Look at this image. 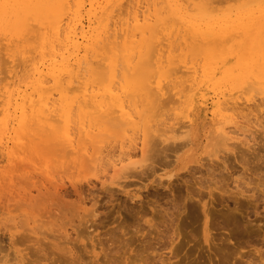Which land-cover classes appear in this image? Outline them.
Listing matches in <instances>:
<instances>
[{
	"label": "bare ground",
	"instance_id": "1",
	"mask_svg": "<svg viewBox=\"0 0 264 264\" xmlns=\"http://www.w3.org/2000/svg\"><path fill=\"white\" fill-rule=\"evenodd\" d=\"M263 108L264 0H0V156L7 161L4 168L12 169L6 172L7 179L3 183L1 179L5 170L1 167L0 192L3 194L15 188L17 195L13 193V199L19 196L23 201H32L53 190L44 183V186H38L46 192L37 187L40 196L38 192V195H34L27 184L36 186L37 182H32L33 178L30 177L20 183L22 187L14 184L13 170L20 171L25 166L18 165V162L27 160L30 154L43 156L40 154L41 148H50L57 160L43 171L61 166L69 168L65 170L71 169L72 177L74 168L79 171L75 174L78 177L89 165L95 173H99L107 164L110 166L106 167H113L117 173L128 170L134 161L137 163L135 150L140 145L143 156H146L145 147L154 145L151 148L153 155L147 158L150 163L146 161V166L139 164L144 169L140 175L142 173L150 178L161 170L169 178L166 186L173 187L172 178L184 180L189 173L181 175L176 168L168 169L176 166L190 170L187 164L193 161L192 156L199 145L200 125H208L209 129L203 136L223 140L224 148L221 150L233 154V159L242 166L240 169L246 179L250 180L245 182L243 179L248 186L246 188L241 187L243 181L237 178L235 185L229 183L233 188L229 184L227 186L226 174H235L229 172V164L232 166L233 161L227 154L221 157L217 153L210 154V157L220 160L222 166H203L208 172L211 169L209 173L214 175L213 178L196 177L198 181L193 180L199 186L197 192L202 194L201 189L207 190L205 194H200L199 202H202L205 218L203 240L210 245L215 238L210 232L206 196L211 197L214 189L222 194L232 189L230 195L249 199L256 208L259 202L264 201V173L261 170L264 166V142L261 145L257 141L252 143L254 133L250 129L263 123ZM110 125L120 131L119 140L115 139L117 142L112 145L111 139V143L103 139L100 140L103 145H98L97 137L111 133ZM176 135L182 137L183 141L177 143L176 140L175 145L169 142L168 146L162 145V148V143H167ZM156 137L160 139H154ZM231 140L233 143H230ZM237 140L240 142L238 144L247 146L246 149L237 146L238 149H235ZM115 148L119 153L116 154ZM166 150H171V154L160 157ZM169 156L173 159L165 161ZM211 158L210 161L208 156L201 160L208 159L213 163ZM198 163L203 165L202 162ZM216 163L219 164L217 160ZM120 164L121 168L118 166ZM108 168L102 170L103 176ZM196 168L192 167L194 170ZM134 172L126 171L124 177H129L126 176L129 173L135 176ZM241 176L240 179L243 178ZM228 177L230 179L232 176ZM207 178L209 180L205 181ZM69 179L72 189L75 188L74 193L75 190L79 192L81 188L75 187L76 184ZM158 180L157 187L165 185L162 177L160 180L163 183ZM189 181L192 185V180ZM57 185L61 187L64 183L52 185L56 189L53 191L59 195ZM154 190V195L151 194L157 196L158 190ZM69 191L61 192L60 197L65 198L71 193ZM79 195L83 196L81 193ZM152 203L157 202L148 199L145 205L152 206ZM137 204H124L126 208L123 207L131 217L137 218L134 224L126 226L125 219L106 233L113 238L119 235V231L123 246H126L125 242L135 240V237L141 241L135 240L141 247L136 249L135 260L125 264H173L172 258L182 250L181 242L175 243L180 231H176V228L163 229V220L157 221L154 215L145 213L144 203ZM97 208L93 209L92 215L95 217L99 216L100 210ZM262 209V212L255 211L256 215H262L258 220H264V206ZM261 220L259 224H249V232L248 227L245 230L254 249L253 254L250 252L245 256L241 253L244 247L242 241L238 240L243 234L237 227V220L230 215L224 217L225 229H232L230 240L239 241H236L238 244L231 253H227L239 257L235 264H264V223ZM116 221L117 218H114L112 223ZM106 224H109V220ZM94 225L99 224L96 222ZM254 226L257 228H252ZM86 227L92 245L84 244L85 249L91 247L90 251L84 252L92 255L89 260H84L80 253L76 257V264H97L101 258L103 262L98 264H112V242L110 245L102 239L95 242L96 238L101 237L94 235L100 225L93 229L91 223ZM91 228L93 230L90 231ZM153 232L156 235L150 239ZM129 234L131 236L127 238ZM110 236L109 239H112ZM214 246L223 264H229V256L223 254L217 243ZM39 250L32 252L38 251L37 255ZM166 250L170 257L165 254ZM71 251L69 253L72 254ZM34 252L29 254L28 263H41L42 257H34ZM4 257L1 262L14 260L8 255ZM18 257L16 254L17 264H23Z\"/></svg>",
	"mask_w": 264,
	"mask_h": 264
},
{
	"label": "rangeland",
	"instance_id": "2",
	"mask_svg": "<svg viewBox=\"0 0 264 264\" xmlns=\"http://www.w3.org/2000/svg\"><path fill=\"white\" fill-rule=\"evenodd\" d=\"M263 111H264V108H263ZM261 121H263V123H264V117L261 118ZM244 122H243V124H246ZM263 123H260V125L258 127L256 125L255 126L253 125L255 128L254 127L253 128L247 127V128H250L251 130H253V133H254L253 139H252L254 141H252V143L257 141L256 143H258V144L260 143V145H261V143L264 142L263 141L264 140L263 139V137H264V126H263L264 124ZM114 126H116V125H114ZM176 127H178V126H176ZM110 129H112L111 133L109 132V134L107 133V135L106 134L105 135L104 134L99 135L97 137L98 139L96 138L99 143H100V140L104 139V142L105 141L107 142V140H108L107 143H111V141H112V145H113L114 144L113 142L116 143L119 140V138H120L119 132L120 131H118V128L117 127L112 128V126L110 125ZM208 129H209L208 125H205V126L200 125L201 139H199V141H198L199 145L196 148L195 154L192 156L193 161L188 162V164H187V166L190 168V170L179 169V167H176V166L175 167L170 166V168L168 169V170H173L174 168H176L177 173H179L181 175H183L182 173H184V175H187L189 173L187 176L188 179H186L187 177H185V179H184L186 181H184L181 178H177V177L172 178L171 180H174L173 182L175 185L173 187L166 186V185H168L169 178L161 170H158L160 172H157L156 175H153L152 177L150 176V178H149V176L146 177L145 175H142V173H141L142 176L140 175V172L144 169L139 164H144L146 166L147 163H150V159H147V158L149 156L151 157V154L153 155L154 150L152 151V149H153L152 147H154V145H150V147H148V146L145 147L146 156L142 155V151L139 148L141 145L137 148L138 150L136 149L138 152L135 150L136 153L135 152L134 153H135V156H137V157H135V156L134 157L136 158L137 163H135V161L133 160L134 164L129 165L130 167L127 166L130 169H128L126 167L128 170H126V169L125 170L130 172V173H131V171H133V172L135 170H138V171L134 172V174H136L135 176H131L130 173L129 174L127 173L128 175H126V176H129V177H124V175L126 173V171L124 169L122 171L118 170L120 172L117 173V171L114 172V170L112 169L113 167H109L110 169L108 167H106V166H110L108 164L104 166L105 169L108 168L107 169L108 171L105 172V176H103V174H102L103 173L102 170L104 169V167L102 170H100L99 173H97V172L95 173V170L92 169L90 165L88 166V168L84 172L81 171L80 174L81 173L82 174L81 175L78 174L77 175L78 177H76L75 174H77V172H79V171H77L74 168H73L74 174L72 175V177H71V174H72L71 169H70V171L65 170V169H69V168H64L61 166L52 167V169H51L52 173H51V171L46 172L43 170L48 165H51V164H54L57 162V160H55V156L51 152L50 148H41L40 154L41 155L43 154V156H41V157L37 156L36 154H30L28 156L27 160L18 162L19 163L18 165H20V166L25 165V166H23L24 168L21 169L20 171L15 172V170H13L14 173L12 172L13 178H14V184H17L16 187H18L19 186L18 184L23 182L28 177L33 178L32 182H34V181L37 182L36 186L30 185V183L27 184V188H29L33 192L34 195L39 194V192L37 190L42 189L43 187L41 188L40 186H44V183L51 190L52 189L56 190L52 186L55 183L60 184V185H62L64 183V185L61 187L59 185H57V188H58L57 191H60L59 195H56L55 191H53V190L50 191L47 195H42L46 192V190H43L44 189L43 188L42 191H45V192L44 193L42 192V194H41L42 196H40V194H39L38 196H40V197L37 198L38 196H35L37 199L36 200L33 199L32 201L30 199L23 201V200H21V198L19 196L13 199L12 194L14 193L15 195H17L15 188H13L12 191H10V192H8V191H6L5 193L2 192L3 194H1V192H0V264H17L18 259L15 258L16 254L19 255L18 258L20 259L21 262H23V264H26V263L29 264L27 261V258L30 257L29 254L30 255L33 254L34 251L32 252V250H35V249H37V250L40 249L39 254L36 255V253H38V251L34 252L35 256L32 255L31 257L32 258H34L36 256H37L36 258L42 257V262L39 264H74V262L76 261V257H78V255L80 256V253H81V256L84 257V260L85 259L89 260L90 259L89 257L92 254L90 252L88 254L87 252H88L89 248H91V247H87V249H85L84 244L89 245V246L92 245L90 238H88L89 231L86 230L87 229L86 226L90 225L91 223L93 225V229H94V227L96 228V226L100 225V228L96 229L97 231L94 233V235L99 234V235H101V237L96 238L95 242L96 241L98 242L99 239H102V241H105V244H109L110 242H112V246H110L113 248V255H112L113 259L111 261L112 264L129 263V260L130 261L135 260L134 254L136 252V249L140 247V246H138L139 242H137L135 240H139V239L135 237V240L131 239L134 242H132L131 240H129V242L131 241L132 243L131 242L130 243L125 242L124 244H126V246L129 244L128 245L129 250H128L127 249L128 246L127 247L123 246V241L121 240V236H120L121 233H119V231H117L119 235L116 234L117 236L113 237V238L109 234H107L106 231L111 229V228L118 226V223L124 222L125 219L127 221V223L125 221L126 226L134 224L136 222L137 218L135 216H133V214H132L133 212L131 213L133 217H131V215H129L130 213L128 212V210H126L127 214H126V211H124L125 210L124 208H126L124 204L132 205L134 203L135 204L138 203L137 205L144 203L143 211L145 213H147L149 216L154 215V218L157 221L163 220L164 224H165L163 229L167 228V230H169V229L171 230V229L176 228V231H177V229L180 231V236L175 241V243L181 242V246H182L181 249L182 250L180 249L181 251H180V253L178 252L179 255L177 257L172 258L171 261L173 262V264H223L222 257H221V255H219L217 253V248L214 246V243H217V245L219 247H221V250H222L224 255L229 256V264L237 263V261H239V260H237V258H239V257H237V255L235 256V254L234 255H232V254L228 255L227 253H231V250L234 248L235 245L238 244L237 242H239L240 240L243 242L242 243L240 241L241 244L244 246V247L242 246L243 247L242 251H241L242 254H244L246 256L247 254L249 255L250 252L252 253L254 251L253 247H251L253 245L250 243V241H251V240H249L250 237L245 230L248 227V232L250 231L251 228L249 227V224H254V225H256L257 223L259 224V220H261L262 218L259 220H258V218H260L262 215H256L255 211L257 210V211L262 212V210H263L262 208L264 206L263 205L264 201L259 202V207L256 208L255 203H253L249 199H246L244 197H236L232 194L230 195V193L232 192V189H229L231 191L229 192V190H228V192L226 194H222V193H220L219 190L214 189L213 195L211 197L206 196V200L208 203L207 207H208V211H209L210 224H211L210 225V232L212 233L211 236H213L215 238V241H214V243H210V245H208L207 243L204 242V240H203V227H204L205 218H204V214H203V210H202V202H199V198H201V196H200L201 193L197 192L199 186L196 185V182L198 181L197 178H200V177L206 178L208 176L209 178L210 177L213 178L214 175H212V173L211 174L209 173L211 171V169L210 168H209L210 170L208 169L209 172L207 171V169L205 170V167L208 164L210 165V167H211V164L212 165L214 164V167H217L215 165H221L222 166V164H221L220 160H218L215 157H212L214 160L213 163L208 162V159H205V160H201V159L202 158L204 159L205 157L207 158V156H208L209 161H210V158H211L210 154L213 155V154L217 153L221 157H225L227 154V156H229L231 158V162L233 161L231 163V165L232 166L235 165L232 168V166H230V164H229V167H230L229 172H231V173L233 172V174L234 173L235 174L234 175H230L229 173L226 174V171H224L226 176H225L224 172H223V175L225 177H227L225 179H228V180H225L226 182L224 181L225 184H227V186H228L229 183L231 185L234 183V185H235L236 183L234 181L236 178L238 180H242V181L245 178L244 179L245 182L248 180V179H246L247 177H245V175L243 174V171H241V169H240L242 166L233 159V157H234L233 154L231 152H228V151L223 152L224 150H221L224 148L223 140L206 139L205 136H203V134L206 133L208 131ZM119 130H120V128H119ZM115 133H117V134H115ZM112 134H114L115 136L117 135V138L115 136H113ZM261 137H262V140H260ZM112 138H113V140L116 139L117 141L116 140L113 141ZM158 138L156 137L154 139H158ZM161 138H164V137H161ZM110 139H111V141L109 142ZM167 140H169V139H167ZM172 141H173V143H172ZM175 141L177 143L182 142L183 138L177 137V135H176V137L167 141V143L166 142L162 143L161 146L162 145L164 146L166 144H167L166 146H168L169 144L175 145V143H176ZM98 142H97L98 145H103L101 143L99 144ZM158 142H160V141H158ZM169 142H171V143H169ZM236 142H237V144H234L235 149H238L240 147L242 149H246L247 146H243L242 144L241 145L238 144V143H240L238 140L235 141V143ZM230 143H233V140H231ZM258 144L256 145V147L259 146ZM262 145H264V143H262ZM163 146H162V148H163ZM235 146H237L238 148ZM115 149H116L115 150L116 154L119 153L118 148H115ZM151 151H152V153H151ZM167 154H171V150H166L165 153H161L160 157L163 155L165 156ZM154 156H155V154H154ZM1 158H2V160H1ZM117 158L118 157H115V159H117ZM45 159H47V160H45ZM144 159H145V161H144ZM165 159H167L165 161H169L170 159H173V158L170 157V158H165ZM197 159H199V160H197ZM0 160H1L0 161V170L2 172H3L2 168L5 170V172L2 173V175L5 178L3 177L1 179V181H3V183H5L4 181L7 179V177H6L7 173H9V171L12 169H10V167L7 168L8 170L5 169L4 164L5 163L7 164V161L3 160V157H1V156H0ZM216 160L219 162V164L216 163ZM146 161H147V163H146ZM198 162H202L203 165L201 166ZM156 163L161 164V162H156ZM156 163H155V165L158 166ZM144 165H143V167L146 170V167ZM194 165H196L197 168ZM118 166L121 168V164ZM137 166H139V168ZM191 166L194 167V169L196 168V170L192 169ZM198 166H199V168H198ZM203 166H205V167H203ZM263 168H264V166L261 168L262 174L264 173ZM200 169H201V171H200ZM237 170H238L239 174L237 173ZM96 171H99V170H96ZM147 172H149V171L147 170ZM191 172L192 173L195 172V174H192ZM49 173H51L54 178L51 176V174L49 175ZM106 173H107V175H106ZM161 174L162 175L164 174V175L161 176ZM240 174L241 175L243 174L242 179H240V176H241ZM149 175H151V174H149ZM159 175H160V179L162 177V181L165 183V185L162 184V185H159V187H157L156 181L158 180ZM194 175H196V176H194ZM236 175H238V176H236ZM73 176H75V177H73ZM218 176H221V175H218ZM228 176H230V177L235 176V178L231 177L229 179ZM155 177H157L156 181H155ZM47 178L50 180H47ZM69 178H71L72 181L74 182V184H76L75 187L81 188L79 190V192H77L75 190V193H74L73 190L75 188L72 189L73 186H71L72 184H71ZM209 178L205 179V181L209 180ZM160 179L158 180V182L161 181ZM189 179L192 180V185L189 183L190 182ZM231 179H234V180H231ZM193 180H195L196 182L194 183ZM49 181H50V183H49ZM242 181H240V183ZM249 181L250 180H248L247 182H249ZM255 181H257V180H255ZM207 183H210V182H207ZM243 183H244V181L241 183V187L243 185V186H245L243 188H246L247 185H245V183L244 184ZM24 184H25V182L22 185H24ZM211 184H213V183H211ZM230 184H229L230 188H233L232 187L233 185L231 186ZM38 185H40V186H38ZM187 185L189 187L188 190H190V191L187 190ZM251 185H252V182H251ZM253 185H254V182H253ZM20 187H22L21 184H20ZM37 187H38V189H37ZM155 188L158 190V193H159V194L157 193L158 194L157 196H153L154 195L153 191H156V190H154ZM67 189L70 190L69 193L70 192L71 193L69 195L67 194V196L65 198H63V196L60 197L62 195L61 192L63 193ZM201 190H203L201 192H203L204 194L207 192L206 189H201ZM234 190L236 191V189H233V191ZM37 192H38V194H37ZM196 192L198 193L197 195H196ZM80 193L83 196L79 195ZM190 195L193 197L192 198L189 197ZM150 196H151V198H150ZM148 199L151 202L156 201L157 203L156 204L152 203V206H148L147 204L145 205V203H146V201H148ZM49 200H51V201H49ZM140 200L143 203L139 202ZM144 200H146V201L144 202ZM49 204H52V205H49ZM94 208H95V210H96V208L100 210L98 213H99V216L102 218H100L98 216L99 219H97L98 218L97 216H96L97 217L96 218L94 215H92V214H94V211H95V210H93ZM54 210H56V211H54ZM92 210H93V212L91 213ZM158 210L163 211V213L161 212L163 214V216L160 215L161 213H157ZM165 212H166V215H165ZM90 213H91L92 217H90ZM126 215H128V216H126ZM226 215H230L231 217H233V219L237 220V227L243 234V237L241 239H238L239 241L237 239L230 240V232L232 229H230V227H227L225 229V226L223 225L224 224V217ZM93 216L95 218H93ZM35 218L39 219V221L37 220L38 221L37 222ZM103 218L104 219L106 218V220H104ZM114 218H117V221L115 223H112ZM34 219H35V223H34ZM256 219H257V221H256ZM88 220H89V222H88ZM92 220L94 221V223ZM98 220H103L104 222L99 221L100 222L99 223ZM108 220H109V224H106L108 222ZM90 221H92V222L90 223ZM96 222L99 225L95 226L94 224H96ZM262 223H264V220L262 221ZM103 225H106V227L104 226L105 228H103ZM263 227H264V225H263ZM33 228H35L36 230ZM252 228H257V226H254ZM93 229L91 228L90 231ZM66 231H68V232H66ZM12 233H14V234H12ZM10 235L12 236V239H10L11 238ZM67 235H68V237H67ZM155 235H156V233L153 232V235L149 238L151 239ZM109 236L113 240L109 239ZM128 236H131V234L127 235V238H128ZM222 239H223V241H222ZM10 240H11V242H10ZM121 242H122V244H120ZM140 243H141V241H140ZM11 244H12V246H11ZM130 244H132V245H130ZM140 245L142 246V244H140ZM226 247H228V248H226ZM69 248L72 250V251L70 250L72 252V254L69 253L70 251L68 252ZM20 249L23 251H20ZM126 249H127V252H126ZM132 249H133V251H132ZM16 250H18L19 252H16ZM124 250L126 252V255H125ZM29 251H31V252L29 253ZM84 251H87V252L85 253ZM22 252L25 253V256ZM168 253H169V251L166 250L165 254L167 255V257H170L171 254H168ZM216 253L219 256H217ZM5 255H8V257H10L11 260H13L12 258L14 257V260H16V261L13 260L12 262L11 261L10 262H4V261L1 262V258L4 259ZM133 255H134V257H133ZM127 256H129L131 258H128ZM22 257H24V258L26 257V258L23 259ZM245 259H246V257H245ZM100 261L103 262V258H101ZM100 261L97 262V264L100 263ZM13 262H16V263H13ZM76 263H77V261L75 262V264ZM95 264H96V262H95Z\"/></svg>",
	"mask_w": 264,
	"mask_h": 264
}]
</instances>
